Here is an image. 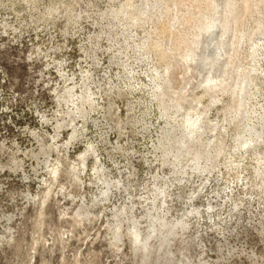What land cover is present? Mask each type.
<instances>
[{
  "label": "rangeland",
  "instance_id": "rangeland-1",
  "mask_svg": "<svg viewBox=\"0 0 264 264\" xmlns=\"http://www.w3.org/2000/svg\"><path fill=\"white\" fill-rule=\"evenodd\" d=\"M263 38L264 0H0V264H264Z\"/></svg>",
  "mask_w": 264,
  "mask_h": 264
},
{
  "label": "bare ground",
  "instance_id": "bare-ground-1",
  "mask_svg": "<svg viewBox=\"0 0 264 264\" xmlns=\"http://www.w3.org/2000/svg\"><path fill=\"white\" fill-rule=\"evenodd\" d=\"M225 20H226V18H225ZM226 22V21H225ZM227 23V22H226ZM221 25H223V24H221ZM225 25V24H224ZM225 26H227V25H225ZM226 35V34H225ZM256 35V34H255ZM210 37V36H209ZM209 37L207 38V39H209ZM237 37V36H236ZM252 39V38H251ZM264 39V38H263ZM256 40H258V39H256ZM211 41H206L204 44H205V46L207 47V46H210V44L212 43H210ZM204 46V47H205ZM236 54V53H235ZM189 56L193 59V60H195L196 59V55H195V53L193 52V51H191V53L189 54ZM233 62H234V60H233ZM200 68H202V67H200ZM227 68V67H226ZM201 75V74H200ZM203 75V74H202ZM202 79V78H201ZM204 80V79H203ZM252 80H254V79H252ZM251 81V80H250ZM207 82V81H206ZM208 83H209V86H213L212 85V83H213V81H212V79H210V78H208ZM252 83H253V81H252ZM195 85V84H194ZM246 91V90H245ZM249 97V96H248ZM252 97V96H251ZM178 101V100H177ZM176 101V102H177ZM178 103V105H181V103L180 102H177ZM193 120V118L191 117L190 119H187L183 124H184V126H182V127H184V129L186 130L185 132H187V134L186 135H183V136H181L177 141H176V143L179 145V151H178V153H177V155H175L174 157L176 158V159H174L175 160V164H174V168H175V170L176 171H179V173H182V174H188V168L190 169V171H192L193 172V174H194V172H199V171H207L209 168H210V166H208V165H204V166H202V159H204V160H206V162L207 163H213L212 161L213 160H216L215 158H218V157H220L221 155H222V153L224 152V148H217V150L215 151V154H213L211 151H208V147H205V146H201V145H199V148L197 147H195L194 146V144L195 143H198V142H200L199 141V138H196V132L194 131V129H192V130H189V128L187 127L188 126V122H190V121H192ZM194 122V125H193V127L194 126H196V128H197V126H199V121L196 119L195 121H193ZM169 126V125H168ZM195 128V129H196ZM184 132V133H185ZM193 143V144H192ZM164 143H163V141L161 142V147L162 148H164L165 147V145H163ZM192 145V146H191ZM245 145L246 146H248L249 145V142L248 141H246L245 142ZM205 147V148H204ZM207 148V149H206ZM189 150H191V152H189ZM164 159L167 157H169L170 155V148L169 147H166L165 149H164ZM186 155H188V157L190 156H194V158H195V160H196V162L195 163H191V164H187L186 166H182V163H183V160H184V157L186 156ZM163 158V157H162ZM163 159V160H164ZM186 160H188V158L186 159ZM165 161V160H164ZM176 173V172H175ZM174 173V174H175ZM197 174V173H196ZM171 181V180H170ZM182 222V221H181ZM185 224V223H184ZM179 226H181L182 228L183 227H185V225H183V222L182 223H178V225H177V227H179ZM133 236H134V238H135V244H136V246L138 245V244H140L141 245V243L144 245V246H147V243H148V241L146 240H142L141 241V236H140V234H139V231L137 230V229H134L133 230ZM137 248H138V250H139V247L137 246ZM141 248V247H140ZM147 250V249H146Z\"/></svg>",
  "mask_w": 264,
  "mask_h": 264
}]
</instances>
